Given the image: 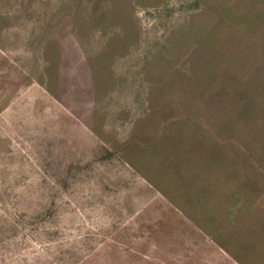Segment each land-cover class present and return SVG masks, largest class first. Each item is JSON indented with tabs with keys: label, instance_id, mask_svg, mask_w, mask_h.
I'll return each mask as SVG.
<instances>
[{
	"label": "rangeland",
	"instance_id": "1",
	"mask_svg": "<svg viewBox=\"0 0 264 264\" xmlns=\"http://www.w3.org/2000/svg\"><path fill=\"white\" fill-rule=\"evenodd\" d=\"M0 264H264V0H0Z\"/></svg>",
	"mask_w": 264,
	"mask_h": 264
}]
</instances>
